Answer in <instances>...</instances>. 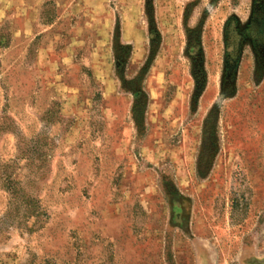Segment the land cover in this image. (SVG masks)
Segmentation results:
<instances>
[{
  "label": "rangeland",
  "instance_id": "374dc122",
  "mask_svg": "<svg viewBox=\"0 0 264 264\" xmlns=\"http://www.w3.org/2000/svg\"><path fill=\"white\" fill-rule=\"evenodd\" d=\"M0 264H264V0H0Z\"/></svg>",
  "mask_w": 264,
  "mask_h": 264
},
{
  "label": "flooded vegetation",
  "instance_id": "af4514ba",
  "mask_svg": "<svg viewBox=\"0 0 264 264\" xmlns=\"http://www.w3.org/2000/svg\"><path fill=\"white\" fill-rule=\"evenodd\" d=\"M229 42H230V40H229L228 37H227V43L229 44Z\"/></svg>",
  "mask_w": 264,
  "mask_h": 264
}]
</instances>
